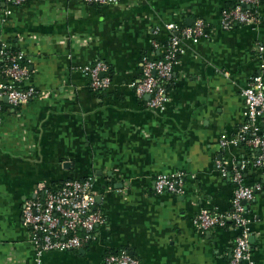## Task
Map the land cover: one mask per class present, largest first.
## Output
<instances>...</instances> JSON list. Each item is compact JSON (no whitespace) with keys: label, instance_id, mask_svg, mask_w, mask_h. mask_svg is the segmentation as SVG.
Segmentation results:
<instances>
[{"label":"crops","instance_id":"crops-1","mask_svg":"<svg viewBox=\"0 0 264 264\" xmlns=\"http://www.w3.org/2000/svg\"><path fill=\"white\" fill-rule=\"evenodd\" d=\"M234 2L0 0V42L23 53L21 85L36 90L0 112V264H103L119 249L139 264H230L237 229L229 223L199 232L192 220L202 209H230L231 170L242 164L243 183L262 186L246 206L250 260L264 264V166L253 165L256 152L244 144L220 146L243 121L241 88L264 70V0L259 22L223 29L221 13ZM196 19L206 22L207 36L181 42L168 101L153 110L131 86L141 80V57L161 53L165 24ZM95 61L109 66L102 91L81 70ZM163 173L181 174V193L154 191ZM69 179L92 180L104 222L84 247L36 258L23 202Z\"/></svg>","mask_w":264,"mask_h":264},{"label":"built area","instance_id":"built-area-1","mask_svg":"<svg viewBox=\"0 0 264 264\" xmlns=\"http://www.w3.org/2000/svg\"><path fill=\"white\" fill-rule=\"evenodd\" d=\"M12 6L22 5L28 0H5ZM90 4L108 5L118 0H86ZM260 0H236V3L221 13L220 24L223 29H231L237 24L244 25L259 22L256 6ZM254 8V10L252 9ZM9 12V10L7 11ZM168 39L162 45L161 53L155 57H141V80L131 83L138 95H148L149 108L162 111L168 101L167 83L172 78L173 67L181 52L183 40L198 41L207 36V24L196 19L191 25L165 24ZM159 47L153 42L154 50ZM5 42H0V60L3 61L1 74L4 83H0V112L5 102L12 107L22 105L31 100L36 90L23 87L22 81L28 74L27 63L22 52H8ZM258 50L264 46L258 44ZM81 70L87 76L92 90L102 91L111 83L109 66L102 61L84 65ZM264 70L249 78L247 85L241 88L240 94L244 102L243 121L234 138L220 139V146L244 144L256 152L253 165L264 166ZM215 167L225 177L227 171L222 161H215ZM245 165L234 166L231 170L234 188L230 199V209L226 212L200 210L192 223L199 232L225 227L227 224L237 229L231 249L230 264H252L250 236V215L246 204L256 192L261 190L260 184L245 185L243 170ZM181 174H158L154 180V191L162 193L182 192ZM90 179H69L54 188H42L40 193L23 202L22 220L27 226L33 240L35 256L38 258L46 251L74 250L87 245L94 229L104 222L101 211L96 207ZM103 264H139V260L127 249H119L106 253Z\"/></svg>","mask_w":264,"mask_h":264},{"label":"trees","instance_id":"trees-1","mask_svg":"<svg viewBox=\"0 0 264 264\" xmlns=\"http://www.w3.org/2000/svg\"><path fill=\"white\" fill-rule=\"evenodd\" d=\"M235 3H236V0H235V2L232 4V6H233ZM230 7H231V6H230ZM228 8H229V7H228ZM252 9L254 10V8H252ZM7 51L12 53V52H15L16 50H15V49L8 48ZM20 63H22V64H26V61H25L24 59H21V60H20ZM2 65H3V61L0 60V70H1ZM0 73H1V72H0ZM170 82H171V81H169V83H167V85H166V89H167V90H169Z\"/></svg>","mask_w":264,"mask_h":264},{"label":"water","instance_id":"water-1","mask_svg":"<svg viewBox=\"0 0 264 264\" xmlns=\"http://www.w3.org/2000/svg\"><path fill=\"white\" fill-rule=\"evenodd\" d=\"M149 97V96H148Z\"/></svg>","mask_w":264,"mask_h":264}]
</instances>
